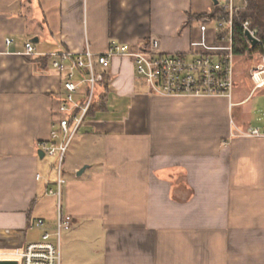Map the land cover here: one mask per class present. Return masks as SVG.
<instances>
[{
  "label": "crops",
  "instance_id": "1",
  "mask_svg": "<svg viewBox=\"0 0 264 264\" xmlns=\"http://www.w3.org/2000/svg\"><path fill=\"white\" fill-rule=\"evenodd\" d=\"M227 1L0 0V264L58 220L47 195L58 174L38 145L59 129L65 78L49 58L25 57V44L39 55L102 54L117 42L220 59L229 39L217 40L215 19L195 17ZM248 56L231 101L152 95L128 58L97 66L105 81L60 173L72 220L64 264H264V137L243 135L264 133L250 107L261 56Z\"/></svg>",
  "mask_w": 264,
  "mask_h": 264
},
{
  "label": "built area",
  "instance_id": "2",
  "mask_svg": "<svg viewBox=\"0 0 264 264\" xmlns=\"http://www.w3.org/2000/svg\"><path fill=\"white\" fill-rule=\"evenodd\" d=\"M245 6V0H244ZM228 18L218 22V30L228 33L231 50L222 58L201 55L189 58L178 54H161L143 47L112 42L105 53L96 54L87 46L81 53L70 51L54 52L39 55L33 43L25 44L24 56L27 58L46 57L50 59L52 69L65 78V99L59 111L64 116L59 120V130L63 134L60 144V133L54 131L50 141L39 143V149L47 157H59L62 163L66 146L78 132L80 125L89 114L94 103L97 86L105 81V73L97 66L108 69L114 58H128L134 63L136 74L149 89L152 95L160 97L187 98H226L232 100L236 84V57L233 54L234 17L240 10L235 0H228L224 7ZM243 29L258 39L256 30L251 28L250 21L243 23ZM259 40V39H258ZM10 44V39L7 40ZM261 42L259 40L260 45ZM253 92L264 89V57L250 71ZM86 85L84 102L77 103L81 86ZM79 109L78 115H74ZM246 137L262 138L264 133L259 129H250L243 133ZM40 179V175H37ZM66 181L59 172L56 189L49 188L47 195L58 199V220L53 231L44 230L36 242L27 243L18 252L17 258L4 264H62V235L72 229V220L65 218L61 210V197ZM36 226L45 228V221L39 220Z\"/></svg>",
  "mask_w": 264,
  "mask_h": 264
},
{
  "label": "trees",
  "instance_id": "3",
  "mask_svg": "<svg viewBox=\"0 0 264 264\" xmlns=\"http://www.w3.org/2000/svg\"><path fill=\"white\" fill-rule=\"evenodd\" d=\"M197 19L212 18L216 21H222L228 18V11L220 5H216L210 14L196 16ZM250 21L251 28L256 30L257 37L261 44L256 47H252L250 41L246 37L243 29V23ZM228 38V33L224 30H220L217 33V40L222 41ZM233 54L235 57L241 55H259L264 57V0H245V6L240 9L234 17V31H233ZM47 62L48 59H44ZM92 110L90 107L89 112ZM80 112L77 109L74 115H78Z\"/></svg>",
  "mask_w": 264,
  "mask_h": 264
},
{
  "label": "rangeland",
  "instance_id": "4",
  "mask_svg": "<svg viewBox=\"0 0 264 264\" xmlns=\"http://www.w3.org/2000/svg\"><path fill=\"white\" fill-rule=\"evenodd\" d=\"M235 6L238 9H242L244 7V0H235ZM251 62L252 61L249 59L248 55H241V56L236 57L237 73H239V71L241 70H244L245 72H247L250 67ZM100 89L101 87L97 86L96 95L94 97V102L97 101V98H98L97 93L100 91ZM250 107L252 108L253 116H255L256 118L258 117L264 118V89L256 93V96L253 98V100L250 103ZM57 132L60 133V130L58 129ZM60 135L63 136V134L61 133ZM74 143H75V140L73 136V138L69 141V143L66 146V151L68 149V152L67 154L65 152L66 158L65 156L63 157L62 163L60 162L59 157H56L53 159L50 157H46L44 159L45 163L46 164L48 163L50 173H54L56 175V174H59V172L64 173L66 171L68 156H69L70 150L72 149ZM63 259H64V251H63V246H62V264H64Z\"/></svg>",
  "mask_w": 264,
  "mask_h": 264
},
{
  "label": "water",
  "instance_id": "5",
  "mask_svg": "<svg viewBox=\"0 0 264 264\" xmlns=\"http://www.w3.org/2000/svg\"><path fill=\"white\" fill-rule=\"evenodd\" d=\"M216 4H218V2H216ZM245 34H246V37H247L248 40L250 41V43H251V45H252L253 48L256 47V46L259 44V40L256 39V38H254V37H252L251 34H250L249 32H246ZM39 157H40L41 159H43V158L45 157V154H44L43 151H40V152H39Z\"/></svg>",
  "mask_w": 264,
  "mask_h": 264
}]
</instances>
